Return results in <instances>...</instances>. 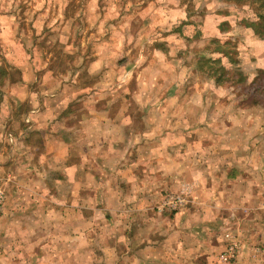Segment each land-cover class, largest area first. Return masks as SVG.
I'll list each match as a JSON object with an SVG mask.
<instances>
[{
  "label": "rangeland",
  "instance_id": "rangeland-1",
  "mask_svg": "<svg viewBox=\"0 0 264 264\" xmlns=\"http://www.w3.org/2000/svg\"><path fill=\"white\" fill-rule=\"evenodd\" d=\"M235 8L218 0H0V70L4 73L0 85V159L6 160L0 173V220L10 218L14 204H24L30 198L14 183L26 172L27 161L22 158L26 149L20 138L24 136L36 150L41 142L32 133V115L59 105L60 98L67 103L73 100L76 108L92 107V88L104 96L97 107L109 102L110 107L125 105L133 110L169 107L166 96L178 95L179 107L184 109L177 121L184 124L213 122L212 112L218 110V116L230 105L241 113L253 109L259 125V156H264V102L252 105L242 101L245 90L240 93L238 87L234 92L229 87L221 90L196 64L199 57L206 60L210 56L202 50L204 43L221 37L216 22L233 24L237 18L247 17ZM222 11L228 15L219 14ZM225 35L240 42L242 59L230 65L231 71L245 74V82H250L256 69L264 65L263 59L251 60L253 51L262 50L264 42L242 27L234 26ZM28 67L31 80L34 76L36 81H27ZM260 91L264 96V90ZM107 94L115 97L106 99ZM258 172L262 180L264 168ZM259 180L253 194L237 186L225 189L223 195H200L203 204L199 206L205 210L192 204L193 193L185 183L165 193L157 211L177 216L190 208L189 216L199 215L207 222L204 238L216 245V253L199 264H226L220 257L232 241L238 250L228 264H264V185ZM42 189L45 191V186ZM40 194L32 197L46 203ZM176 195L185 198L183 207L160 210L162 201ZM9 223L0 222V243L1 235L7 234L4 240H8L12 234ZM185 264H190V253Z\"/></svg>",
  "mask_w": 264,
  "mask_h": 264
},
{
  "label": "crops",
  "instance_id": "crops-1",
  "mask_svg": "<svg viewBox=\"0 0 264 264\" xmlns=\"http://www.w3.org/2000/svg\"><path fill=\"white\" fill-rule=\"evenodd\" d=\"M92 89V107L60 98L59 105L32 115V133L41 142L36 150L20 138L26 172L14 183L30 198L0 220L10 221L12 233L8 240L7 232L1 235L0 264H185L188 253L190 264L214 258L205 220L189 216L190 208L177 216L157 209L165 193L185 183L192 204L203 210L200 195H223L237 186L255 193L264 168L256 111L230 105L218 116L213 111V122L184 124L177 121L184 109L178 95L166 96L169 107L133 110L109 102L97 107L104 96ZM0 162L2 173L6 160ZM259 181L264 185V178ZM36 192L46 203L32 197Z\"/></svg>",
  "mask_w": 264,
  "mask_h": 264
},
{
  "label": "trees",
  "instance_id": "trees-1",
  "mask_svg": "<svg viewBox=\"0 0 264 264\" xmlns=\"http://www.w3.org/2000/svg\"><path fill=\"white\" fill-rule=\"evenodd\" d=\"M218 1L221 4L235 5L236 13L241 11L247 17L237 18L235 20L236 22L233 24L227 20L216 22V27L221 34V37L212 38L204 43L202 50L205 52V55L208 54L210 56L206 60L205 58L199 57L196 64L200 70L203 69V73L207 74V78L211 80V83L219 87L221 90V87H229L228 90L231 89L234 92L233 88L238 87L240 93L245 90L244 93L246 97L244 98L245 100L242 99V101H248L252 105L262 103L264 102V96L263 94L260 95V89L262 88L264 90V65L257 68L252 80L246 83L247 76L241 72H236L235 70L231 71L233 68L230 67V65H233L234 63L237 64L241 58L238 52V43L240 42L228 40L225 34H227L234 26L239 28L242 27L244 30L249 29L253 36L259 37L264 42V0ZM219 14L226 16L228 15V11H222L219 12ZM245 52L248 53L249 51L245 50ZM263 52L264 48L262 50L253 51L251 60H264V55L261 56ZM204 64L206 65L204 66ZM227 65L229 67H227ZM3 74V71L0 70V85Z\"/></svg>",
  "mask_w": 264,
  "mask_h": 264
},
{
  "label": "built area",
  "instance_id": "built-area-1",
  "mask_svg": "<svg viewBox=\"0 0 264 264\" xmlns=\"http://www.w3.org/2000/svg\"><path fill=\"white\" fill-rule=\"evenodd\" d=\"M3 198L0 196V209ZM185 204V198L182 195L169 196L164 201H162L161 209H169L171 211L178 210L183 207ZM237 244L235 242H230L227 246L225 252L221 255L220 259L223 263H230L233 259L236 258L237 254Z\"/></svg>",
  "mask_w": 264,
  "mask_h": 264
}]
</instances>
